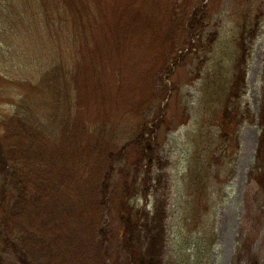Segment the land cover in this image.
<instances>
[{
	"label": "rangeland",
	"instance_id": "rangeland-1",
	"mask_svg": "<svg viewBox=\"0 0 264 264\" xmlns=\"http://www.w3.org/2000/svg\"><path fill=\"white\" fill-rule=\"evenodd\" d=\"M194 9L206 25L189 43ZM155 17L161 24L150 34L143 22ZM243 29L255 31L238 87ZM148 49L161 64L174 52L182 60L165 76L163 110L155 81L144 116L162 112L165 121L135 164L139 147L117 152L142 123L135 103L150 95ZM4 128L12 136L5 161L16 172L0 221L2 264H19L4 242L27 264H125L137 209L158 204L163 264H264V0H0Z\"/></svg>",
	"mask_w": 264,
	"mask_h": 264
},
{
	"label": "trees",
	"instance_id": "trees-1",
	"mask_svg": "<svg viewBox=\"0 0 264 264\" xmlns=\"http://www.w3.org/2000/svg\"><path fill=\"white\" fill-rule=\"evenodd\" d=\"M198 7V6H197ZM198 10V9H197ZM196 9L192 11L190 14V19L187 21V24H185L187 35L189 36V43L191 42L192 38L194 36H198L199 32L205 27V21L204 18L201 17L202 13L198 16V12ZM150 14L149 16H154L152 13H145ZM144 13H142V16ZM137 16H141L137 15ZM204 17V16H203ZM173 22H177L173 20ZM186 22V21H185ZM144 23V30H147L151 34L152 26H159L161 24V21L155 20H148L147 23ZM254 29H243L241 30V34L239 35L237 46L239 49V54L237 55V58L235 60L234 65V74H233V82L240 86V84L243 82L244 77V63L246 61L247 51L248 48L246 47L248 45V41H250L254 34L251 32ZM255 31V30H254ZM211 35V36H210ZM207 38L206 46L210 47L212 44L215 34H210ZM188 49V48H187ZM186 49V51H187ZM151 56H153V64L149 68L147 67L144 73V80L146 81L148 79V87L150 89V95L148 98L144 101L141 100L139 102H136L134 104H130L128 106L123 105V107L129 112L135 113V106L137 108L138 116L140 115L142 118V123L139 124L140 128L138 129V133L130 139V141L127 142L125 146H121L118 149L117 154L120 157H124L126 155L125 147L127 145H131L137 148V151L139 152L138 157L135 159V164L138 163V159H145L151 152L150 148L152 149V143L154 142L155 138V132L156 130H160L162 122L164 123L165 117L162 116V112H159L154 117H152L149 120H146V116H144V113L150 112L148 111L149 103L151 102V105H153V99L156 97V80L158 81L159 78H161V86L160 89H158V94L161 96V100L158 102V107L163 110V101L165 98L169 96V92L171 90V86L167 85L164 82L165 76H170L173 72V70L176 68L178 63L182 60V54L179 52H174L172 54H169V57H166L168 59H164L163 63L161 64L164 56L154 52L151 49H148ZM185 51V52H186ZM161 57V58H160ZM78 58V57H76ZM84 64V59H80L76 61V65L80 66ZM95 66H92L90 68H93ZM77 71V68L73 65V68H71V71ZM75 71V72H76ZM106 73V72H103ZM72 74V73H71ZM155 74L158 76L155 77ZM73 75V74H72ZM192 79V76L189 77ZM75 81V87L74 85L71 87L74 91V98L82 100V95L80 96V91L77 84V78L74 79ZM150 97V99H149ZM149 99V100H148ZM148 101V102H147ZM151 109V106H150ZM133 113V114H134ZM141 122V119L138 120L137 123ZM14 135V133L12 134ZM9 137L11 136V133L7 134L6 128L0 129V170L3 174V184L0 188V221L6 218V214L8 212L9 207V188L8 186L13 185L12 181L13 177H11L13 174H15L16 170L14 167L9 166L7 162L5 161V153L4 149L6 150V146L9 145ZM5 144V146H4ZM99 148H102L101 156L105 160H110L113 155L109 153L107 150V146L103 144H99ZM112 152V151H111ZM109 153V155H107ZM113 153V152H112ZM116 154V155H117ZM144 160V162H145ZM143 162V163H144ZM146 164H149V160ZM136 176V175H134ZM11 183V184H10ZM146 184V182H145ZM123 189L125 188V185L122 186ZM147 188H144L143 192L146 191ZM124 194L121 198V207L127 208V200L123 199ZM119 205V207H120ZM166 216V212L163 209V206L158 204L155 207L154 211H144V209H137L136 216L134 220H132L133 223V229L131 234L128 235V232L125 233V237L132 238L136 234V240L124 242L123 244V250L125 253V264H163V248H164V242H163V233H164V218ZM7 219L5 220V222ZM123 222L128 223V220L126 218L123 219ZM124 237V236H123ZM124 237V238H125ZM8 238H4V240ZM6 245H10L12 247V251L15 254L16 258L19 260V264H27L24 258L23 251H21L20 248L14 245L13 242H4ZM2 257L0 256V264H2Z\"/></svg>",
	"mask_w": 264,
	"mask_h": 264
}]
</instances>
